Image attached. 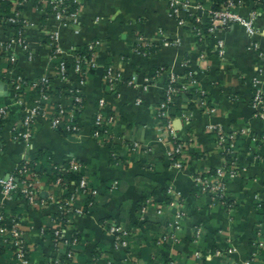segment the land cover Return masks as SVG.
I'll list each match as a JSON object with an SVG mask.
<instances>
[{"label":"crops","instance_id":"crops-1","mask_svg":"<svg viewBox=\"0 0 264 264\" xmlns=\"http://www.w3.org/2000/svg\"><path fill=\"white\" fill-rule=\"evenodd\" d=\"M19 1L9 3L8 12L0 1V103L9 109L0 131V179L11 175L24 159L38 152H47L51 164L76 159L84 165L82 173L98 196L95 212L74 216L70 224H64L66 238L76 233L81 237L73 264H166L171 259L177 264H232L226 256L215 254L216 249L223 251L229 240L238 250L239 261L252 259V264H264V248L256 247V241H264V209H259L255 201L256 196L264 199V145L252 141V137L264 134V119L256 115L252 105L257 90L264 95V7L255 0H244L245 6L240 9L245 16L258 11L255 27L259 34L254 38L243 27L231 25L212 37L200 39L193 28L181 26L171 17L170 6L163 0H79V24L67 26L58 22L52 12V3L58 0H28L23 4ZM216 1L192 0L193 10L197 6L214 9ZM14 15L17 23L11 25L6 19ZM55 32L59 33L60 56L69 64L73 84L77 79L72 66L76 50L93 43L97 46L98 68L82 88V132L78 138H66L52 129L47 119H42L29 143L15 141L13 130L25 113L13 85L16 80H26L31 86L46 78L50 82L49 104L66 103L63 96L53 95L57 89L68 87L58 76V60L50 46ZM19 37L24 45L12 43ZM216 41L224 44L223 56L218 54ZM252 42L259 43L263 50L250 49ZM145 45L147 55L136 51ZM107 67L118 75L113 88L104 83ZM188 73L194 75L209 106L216 111H199L181 96L167 112L175 129L174 136H168L162 127L165 121L156 118L157 108L164 99L168 78ZM150 76L156 78L144 90V80ZM134 78L140 86L133 88L128 83ZM26 94L24 101L33 106L38 92L28 89ZM100 98L106 100L107 111L116 118L110 131L114 139L106 136L103 145L91 136ZM183 112L192 113L188 122L181 118ZM210 126L225 133L237 129L248 132L237 147L240 173L226 185L228 198L233 202L229 212L213 205L210 195L202 194L193 181L195 174L221 165L216 133ZM133 141L143 149L130 152L124 143ZM178 142L188 144L184 153L187 166L181 171L171 165L170 158ZM113 154L119 156L118 163L112 159ZM115 181L117 188L109 191ZM168 187L175 188L183 199L178 210L167 206ZM39 197L45 201V207L39 209L30 208L20 199L5 204L27 218L25 237L33 263L51 264V259L62 256V249L55 251L43 230L49 233L57 225V200L62 195L52 188L51 182L42 180ZM146 199L151 204L142 220L139 210ZM2 202L0 192V206ZM77 205L83 206L84 201ZM159 206L160 215L156 211ZM105 223L130 231L128 248L114 249ZM196 226L202 229L200 240L195 238ZM164 237L168 238L167 243L159 246L158 241ZM196 253L201 258H196Z\"/></svg>","mask_w":264,"mask_h":264},{"label":"built area","instance_id":"built-area-1","mask_svg":"<svg viewBox=\"0 0 264 264\" xmlns=\"http://www.w3.org/2000/svg\"><path fill=\"white\" fill-rule=\"evenodd\" d=\"M7 3H12L14 0H0ZM28 0H21L19 4H23ZM168 6H170V15L177 20V23L181 26H189L193 28L196 36L200 39H206V37L214 36L219 29L228 28L231 25H239L245 29V31L254 38L259 34V31L255 27V23L258 16V11L253 10L246 16L240 13L245 4L244 0H224L220 9H207L205 10L201 6L196 7V11L193 10L192 0H163ZM255 3L264 7V0H255ZM52 12L58 22L63 26L70 24L78 25L80 18V2L79 0H58L52 3ZM202 10L199 15L198 12ZM16 15L7 18L6 20L11 25H16ZM208 21L207 29L196 28L195 24H201L204 18ZM23 44V40L19 37L17 40H13L12 43ZM59 33L55 32L51 37L50 46L53 49V57L58 60V76L62 82H66L67 88L72 93L71 101L72 106H68L67 103H56L49 104L50 94L48 91L49 80L46 78L41 79V88L38 92V99L33 106H28L27 103L22 100L21 95L29 87L38 91V84L32 86H26L21 79L16 80L13 85L15 90L20 93L18 95L19 104L25 108L23 120L20 125L13 130V139L18 142L29 143L33 137L34 128L39 120L47 119L51 125V128L55 131H66L71 133L75 138H78L82 132L80 121V114L84 107V97L82 88L87 83L91 71L98 68L95 60L97 46L95 43L90 44L88 49L90 51V57H81L76 53L73 62V72L76 75V82L73 84L70 81V68L69 64L62 59L60 56L59 49ZM146 45L144 47L139 46L137 52L147 55ZM218 50V54L223 56L225 53L224 44L222 41H216L215 45ZM264 47V45H263ZM27 50V46H24ZM250 49L259 50L262 49L261 45L256 42L250 43ZM9 49V46H7ZM263 50V49H262ZM264 55V51L261 56ZM205 54L202 55V58ZM161 72L163 69H160ZM156 76L159 75V71H156ZM156 76H150L145 78L144 90L152 86ZM118 81V75L112 67H107L104 74V83L107 88H113L115 83ZM131 87H138L137 78H134L128 83ZM194 93L198 96L197 99H191L189 102L195 104L199 111H204L208 114H214L216 109L210 107L206 93L198 86V82L194 75L191 73L185 75H171L168 78V83L164 88L163 101L157 108L156 118L160 121H165L162 124L163 129L168 136H174L175 129L173 120L168 117V110L171 107H175V102L181 96H187L189 93ZM140 102V101H139ZM253 108L256 110V115L259 118L264 119V95L260 90L254 93ZM107 102L105 99L100 98L98 102V109L95 114L94 120L92 121V138L100 145L105 144V137L109 140L114 139L111 136L110 131L116 120L115 116L107 111ZM9 116V109L6 105L0 103V121L7 120ZM192 113L186 114L183 112L181 118L187 122L190 120ZM210 130L216 133L218 150L221 155V165L213 170H206L204 173H197L193 177L195 185L198 187L202 194H209L213 205H220L225 208L227 212L232 210L233 202L228 198L227 195V181L236 178L240 173V165L237 161V147L239 139L243 136H247L248 132L246 129H237L230 132H224L218 127H209ZM252 141H256L260 145H264V134L259 137H252ZM125 147L130 149V152L135 153L143 149V146L133 141L130 143H124ZM188 148L186 143H175L173 151L170 152L171 165L178 170L186 168L184 160V153ZM112 159L118 163L119 156L116 154L112 155ZM31 157L26 158L19 164L15 171L6 178L0 179L2 204L1 208H6L8 202L14 199L23 200L26 205L30 208H43L45 207V201L39 197L40 185L42 179L40 175L36 173L30 165ZM61 165V164H58ZM84 165L76 159H70L69 167L63 170V174L67 172H79L81 177L78 181L76 189L69 196L67 194V188L63 177H58L55 181L51 182L52 188H57L62 197L58 202L59 220L57 225L53 227L50 235H47L46 231L43 230L44 236L51 244V247L57 252H61L62 256L58 255L51 259V264H73L76 255V246L79 244V238L77 233L69 238L65 237L66 230L63 228L64 224H70L71 219L74 216H86L91 214V210L97 205L98 191L90 183L89 179L82 173ZM118 182L115 181L110 185L109 191L116 189ZM65 196V197H64ZM166 196L168 198L167 206L169 208L180 209L182 207L183 199H181L180 193L173 187H168L166 190ZM83 200L84 205L78 206L77 202ZM256 205L259 209H264V199L259 196L255 197ZM151 204L149 199H146L140 205L141 219L145 220L148 215V207ZM157 214L162 213L161 206L157 208ZM180 213V212H179ZM8 215V214H7ZM67 217L63 220L62 217ZM108 228V232L113 237V247L115 250L128 248L127 237H129L130 231L109 223H105ZM28 227L27 218L24 215L11 216L3 215L0 213V252L3 247L10 246L14 249L13 255L10 260H14L15 264H34L31 260V249L26 240V230ZM196 239L200 240L203 235L202 229L198 226L194 229ZM220 235L225 234L219 232ZM226 235V234H225ZM48 236V237H47ZM168 238H161L158 241V245L166 244ZM62 243L63 247L59 244ZM221 251L216 249L215 254L218 256H226L232 261V264H252V259L248 261H239L236 255L238 250L231 240L228 241ZM60 246V248L58 247ZM257 249L264 248V241H256ZM196 258H201L199 253L194 255ZM166 264H177L176 261L171 259Z\"/></svg>","mask_w":264,"mask_h":264},{"label":"trees","instance_id":"trees-1","mask_svg":"<svg viewBox=\"0 0 264 264\" xmlns=\"http://www.w3.org/2000/svg\"><path fill=\"white\" fill-rule=\"evenodd\" d=\"M223 2H224V0H217L214 3L215 4L214 9H220ZM2 6H3V10H6L7 12L11 9V4H9L5 1L2 2ZM207 21L208 20L204 18L203 19L204 24L203 23L195 24L196 28L202 27V28L207 29L206 28L207 24H205ZM76 52H77L76 54L78 56L90 57V51L88 49V46L83 47V48H78L76 50ZM92 72L93 71H91V73ZM22 81L26 86L27 85L29 86V83L26 80H22ZM37 84H38L37 85L38 86L37 92H39V89L41 88V84H40V82ZM28 89H31V88L28 87L24 91V93L21 95L22 100H25V97L27 96L26 92ZM53 95H55L56 97L63 96L66 99V103L68 104V106H72V101H71L72 93L70 92L69 88H67V87L66 88L65 87L59 88L55 91V93ZM184 97H186V99H189V100H191V99L193 100V99L198 98V96H196L193 92L189 93L187 96H184ZM190 108L192 109L193 106L191 105ZM6 121L7 120L0 121V131L4 127V125H5L4 123H6ZM58 132H59V134L63 135L66 138L67 137L68 138H75L71 133H68L66 131L59 130ZM238 141L240 143V139ZM2 152H3V147H0V155L2 154ZM50 160H51L50 155L47 152H38L31 157L30 165L32 166L33 170L40 175V178L42 180L47 181V182H53L58 177H63L65 184H66V188L68 190L66 196H69L76 189L78 181L81 177V173H79V172H69L68 173L67 172L66 175H64L62 173L64 169L69 167L70 159L64 160L61 165L51 164ZM95 211H96V206L91 210V213H93ZM0 213H3V215H6V216H8V215H11V216H20L21 215L22 216L23 215L21 213L19 214L16 210H9L7 207L1 208V206H0ZM66 218H67L66 216L62 217L63 220H66ZM50 232L47 233V235H50L51 234ZM76 236H78V235H76ZM80 238H79V240H81ZM45 239H46V237H45ZM59 245L63 247L62 243H60ZM60 246H58V247L60 248ZM13 252H14V249L12 247H10V246L3 247L1 252H0V264H15L14 260H10L11 256L13 255Z\"/></svg>","mask_w":264,"mask_h":264}]
</instances>
